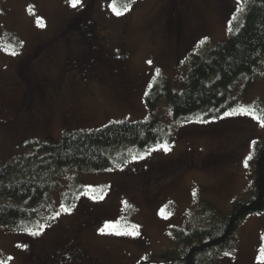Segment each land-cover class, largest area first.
Returning a JSON list of instances; mask_svg holds the SVG:
<instances>
[{"label":"rangeland","instance_id":"obj_1","mask_svg":"<svg viewBox=\"0 0 264 264\" xmlns=\"http://www.w3.org/2000/svg\"><path fill=\"white\" fill-rule=\"evenodd\" d=\"M101 1L107 5L96 8L95 13L101 9L103 21L117 31H126L120 47L125 80L110 78L107 90L93 86L90 98L81 97L75 111L56 100V113H41L46 118L38 123L18 111L14 94L3 84L13 81L17 65L29 51L56 36L84 7L85 0L76 8L68 0H0V165L31 153L25 146L33 142H58L67 132L96 130L109 123L156 119L163 141L143 152L128 146L109 152L110 167L105 170L65 169L52 174L55 181L44 199L29 210L30 227H36L25 231L0 228V264H37L38 259L53 264L50 256L65 244L100 264H159L154 256L173 249L195 227L205 228L213 215L223 216L236 200L248 198L252 191L253 158L248 168L243 162L247 156L253 157L256 144L264 142V127L238 112L241 107L248 108L264 119V75L250 82L246 76L237 78L229 95L237 101L228 112L232 114L212 120L176 119L164 97L154 109L146 104L150 90L160 80L167 79L170 90L178 92L190 69L189 55L226 43L240 27L250 0H224L227 9L220 0H189V28L180 47L167 43L158 33L159 0ZM112 4L122 12L127 6L128 11L116 15ZM176 6L173 0L166 8L172 14ZM90 25L83 21L79 25L86 30L82 38L98 44L97 32ZM78 64L86 77L87 69ZM59 70L60 65L43 77H54ZM20 75L28 78L27 73ZM74 120H80L81 126ZM165 144L168 152L147 154ZM229 151L232 162L213 159ZM177 166L181 168L173 171ZM105 224L110 227L101 234ZM116 230L138 235L109 234ZM262 247L264 211L242 221L226 251L200 259L202 264H261ZM61 260L69 264L67 257Z\"/></svg>","mask_w":264,"mask_h":264},{"label":"trees","instance_id":"obj_2","mask_svg":"<svg viewBox=\"0 0 264 264\" xmlns=\"http://www.w3.org/2000/svg\"><path fill=\"white\" fill-rule=\"evenodd\" d=\"M223 5L225 9L229 6L228 3ZM189 60L190 69L180 90L172 92L167 79L158 81L147 97L148 108L154 109L164 97L174 117L181 120L189 117L212 120L233 110L237 101L229 95L235 80L246 76L250 82L264 75L261 71L264 0H250L240 27L230 34L226 43L216 44L200 54L193 52ZM162 138L158 121L148 119L109 123L96 130L67 132L58 142L48 139L26 145L31 153L0 165V228L25 231L36 227H30L33 219L29 210L44 199L55 181V177H50L52 174H60L65 169L105 170L110 167L109 152L127 146L143 152ZM223 161L232 162L233 158ZM252 163L254 175L250 196L236 200L223 216L213 215L205 228L195 227L187 236H182L173 249L154 256L161 261L159 264H202L200 257L216 256L230 247L246 217L264 211V142L255 145ZM26 222L29 226L24 227Z\"/></svg>","mask_w":264,"mask_h":264},{"label":"flooded vegetation","instance_id":"obj_3","mask_svg":"<svg viewBox=\"0 0 264 264\" xmlns=\"http://www.w3.org/2000/svg\"><path fill=\"white\" fill-rule=\"evenodd\" d=\"M172 1H158L160 21L158 33L167 43H175L177 47H180L181 40H184L183 36L187 34L189 28V0H176L177 6L171 14L166 7L168 2ZM223 3L226 4V2ZM104 4L101 0H85L84 7L67 20L56 36L35 45L29 51L30 53L17 65L13 81L3 84L14 94L18 111L32 121L41 123L46 118L41 114L43 112L55 114L57 109L53 105L56 100L63 104L67 103L65 106L75 111L81 97L90 98L93 86L107 90L110 87V78L121 76L123 78L121 81L125 80L123 61H121L124 56L120 52V47L124 44L122 38L126 35V31L123 29L117 31L110 23L103 21L101 9L95 13V9ZM82 21L89 22L93 31L97 32L98 44H90L82 38V33L86 32L79 28ZM78 62L87 69L86 77H83L84 74ZM59 65L62 67V71L59 70L60 73L54 77L49 75L48 79L43 77L50 70L55 72ZM21 72L28 74L26 79L28 82L21 77ZM16 89L20 93H17ZM74 123L79 127L82 124L80 120H74ZM72 125L70 126L73 127ZM65 127H69V124ZM228 158H233V153L230 151L213 159L221 162ZM179 168L181 166L175 167L173 171ZM57 249L58 251L50 256L53 264H62L63 256L67 257L69 264H100L95 259L90 261L87 254L72 245H60ZM37 264H47V261L38 259Z\"/></svg>","mask_w":264,"mask_h":264},{"label":"snow or ice","instance_id":"obj_4","mask_svg":"<svg viewBox=\"0 0 264 264\" xmlns=\"http://www.w3.org/2000/svg\"><path fill=\"white\" fill-rule=\"evenodd\" d=\"M68 3L70 4L71 7L76 8V7H78V6L81 5V0H68ZM111 7H112V11H113L116 15H121V14H123V12L128 11V7H127V6L123 9V12L120 11V10H118V9L116 8L115 4H113ZM229 31H231V28H230V27H229ZM11 54H12V55H16L15 52H12ZM149 63H151V62H149ZM231 114H232V113H227V115H231ZM238 114H240V115H250V116L252 117V119H254V120H256V121H258V122L260 123V126H261V127H264V119H261V118H260L259 116H257L252 110H250V109H248V108L241 107V108L239 109ZM160 150H163L164 152H168L170 149H169L168 146L165 144V145H162L160 148L150 149V150H149V153H147V154H150L152 151H160ZM147 154H146V155H147ZM142 158H144V157H139V159H142ZM252 158H253V157H252L251 155H249V156H247V157L245 158V160H244V162H243L245 168H248V166H249V163H248V162H249ZM134 159H137V158L134 157ZM65 211H68V209L65 208ZM53 218H55V217H53ZM43 227H46V226H43V225H42L41 228H43ZM109 227H110V225L105 224L104 228H101V229H100L101 234H105V229H106V228H109ZM30 234L35 236V235H40L41 233H40V232H31ZM109 234H114V235H138V233H136V232H128V231H123V232H121V231H119V230H116V231H114V232H112V233H109ZM224 255H225V256H228L229 253L225 252ZM259 259H260L261 264H264V247H262L261 250H260V258H259Z\"/></svg>","mask_w":264,"mask_h":264}]
</instances>
